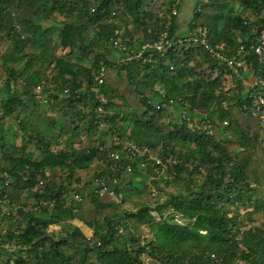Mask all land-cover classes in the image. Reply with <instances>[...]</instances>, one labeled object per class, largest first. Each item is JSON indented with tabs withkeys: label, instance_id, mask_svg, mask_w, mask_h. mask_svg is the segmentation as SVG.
Returning <instances> with one entry per match:
<instances>
[{
	"label": "trees",
	"instance_id": "16d2710c",
	"mask_svg": "<svg viewBox=\"0 0 264 264\" xmlns=\"http://www.w3.org/2000/svg\"><path fill=\"white\" fill-rule=\"evenodd\" d=\"M173 1L0 0V43L7 42L0 50V264H143V255L160 264H264V222L253 224L264 214V127L245 107L252 90L186 41L204 30L210 45L233 55L250 42L252 28L264 26V0H199L185 32L177 15L168 18ZM56 16L59 25L47 24ZM166 24L174 42L164 57L125 58ZM100 64L103 112L89 90ZM169 101L179 115L165 130L156 122ZM114 136L176 162L155 164L148 152L110 160ZM95 161L106 167L72 186ZM164 167L172 174L166 183L187 180L185 192L154 205L118 213L91 191L103 181L123 192V203L141 194L145 179H162ZM238 205L250 209L230 215L227 208ZM130 219L150 236L135 235ZM52 225L59 229L49 231Z\"/></svg>",
	"mask_w": 264,
	"mask_h": 264
},
{
	"label": "built area",
	"instance_id": "2783aa9c",
	"mask_svg": "<svg viewBox=\"0 0 264 264\" xmlns=\"http://www.w3.org/2000/svg\"><path fill=\"white\" fill-rule=\"evenodd\" d=\"M183 0H174L171 5V11L168 13V18L178 14V5H182ZM253 37L251 38L248 44H240L233 55H229L225 52L222 46H212L206 40V33L204 30L195 29L189 33V36L186 38L187 42H194L199 44L204 48L207 53V56L212 61L223 64L227 69L230 70L231 76L236 77L240 80V84L244 85L246 89L252 90L249 97L250 103L246 105L253 115H256L260 118L261 124L264 127V26L259 29L252 28ZM174 41L169 37L168 24H166L165 29L158 35L157 39L153 42H147L140 46L139 49L135 50L132 54H129L125 51V58H137L142 59L143 61H150L153 59L154 55L159 57H164L165 52L172 46ZM180 42V40H178ZM117 44V41L115 42ZM122 50H125V47H121ZM146 53V54H145ZM253 58L256 60L257 65L254 66L252 63ZM171 68V66H170ZM104 73L105 66L100 64L97 68L92 70V82L90 83L89 90L92 91L101 103L96 106V111H104V103L106 102V97L102 91V85L104 83ZM247 76V77H246ZM235 79V78H234ZM232 87L236 86V83L230 82L229 84ZM236 89V88H235ZM237 89L235 90V92ZM232 93L230 90L229 94ZM167 104L168 107H171V101ZM226 107V102L222 103ZM159 108V105H156ZM180 116L186 117L184 109L180 110ZM188 119V117H186ZM100 126H105L104 122L100 123ZM203 129L207 128V125L204 122H201L199 125ZM210 133L211 130L209 129ZM111 147L108 151V156L110 160H118L120 156H135V155H144L148 151L145 147H138L136 144L120 140L117 136H114L111 139ZM148 160L153 161L155 164L165 166L166 163H175L176 159L171 155L166 157V162L163 158L157 155H153L148 152L146 157ZM115 164V163H114ZM130 169L129 165L126 167V171ZM97 192L101 196L112 194V191L108 189L103 181H97L91 188V191ZM73 198L79 199L78 194H72ZM3 200L0 199V203ZM13 213L15 214L18 205H12ZM178 222H181V219H177ZM7 264H22L18 263L16 260L12 259ZM31 264V263H26ZM41 264V263H38Z\"/></svg>",
	"mask_w": 264,
	"mask_h": 264
},
{
	"label": "rangeland",
	"instance_id": "374dc122",
	"mask_svg": "<svg viewBox=\"0 0 264 264\" xmlns=\"http://www.w3.org/2000/svg\"><path fill=\"white\" fill-rule=\"evenodd\" d=\"M199 0H183L182 3V8L180 10V12L177 14V20L179 22V31L181 32H185L187 29V23L190 19L191 16V11L194 8V6L196 5V3ZM60 20L61 17L56 16L52 21L47 22V24H50L51 22L53 24L59 25L60 24ZM53 39L54 41H58V37H57V33L54 30L53 33ZM7 47V42L3 41L0 43V50L4 51L5 48ZM58 54H62L64 52L63 49L58 48L57 49ZM207 68V66H204L203 68L200 69H204ZM205 72H208V69L205 70ZM216 75V71L214 70L212 72V76ZM247 77V76H246ZM229 79V78H228ZM227 85L230 84V81L227 80ZM51 112V111H49ZM179 115V111L175 110L172 107H166V114L163 117H160L157 120V125H159L160 127H162L165 130H168L170 128V126L168 125V122L171 119H176L178 118ZM65 141V140H64ZM63 141V144H64ZM15 143L17 145L22 144V141L20 139V137L15 138ZM28 148H33V143H28L27 144ZM37 153V152H35ZM157 153H153V155H156ZM106 167V163L105 162H98L95 161L88 169L86 170H80L77 172V176L80 179V182H74L72 186L75 187H81L86 181L90 180L95 173L100 172L102 169H104ZM158 174L162 177V179H157V183L154 184L151 182L150 179H145L143 181V187H142V192L140 195L138 194H132L128 197L125 198V201L123 203H121V197L123 195V192L121 191V194H115V192L113 190L112 194H108L104 196V199L108 202H110L112 205H114L115 207V211L120 213L121 209H128V210H135L138 206L141 205V203L146 202L148 204L154 205V203L156 201H162L166 198H168L169 196L172 195H179L185 192V183L187 182V180L185 181H181L178 183H166V180H170L169 178L172 176V174H170L166 168L164 167L163 170H159ZM127 179H122L120 182L117 181V185H119V187L121 188L122 185L126 184ZM115 183V182H114ZM114 183H112L110 186L112 187L114 185ZM229 211V214L232 215L236 212L242 213L243 211L250 209L248 206L244 207L241 205L238 206H231L227 208ZM105 211V212H109ZM261 222H264V214H255L254 215V220H253V224L259 225ZM81 225V224H80ZM128 226L130 228V230L137 235L138 237H140L141 239L143 238H147L150 236L149 233V229L147 226L145 225H138L135 222H133V220H128ZM82 228L85 230L86 232V228L84 225H82ZM59 229L58 226L56 225H52L49 228V231L52 232H56ZM122 231V228L120 229V232ZM92 232L88 231L86 232V235L89 237L91 236ZM6 256L5 253L1 254L0 257L4 258ZM142 261L143 264H160L157 261H154L153 259H151L150 257L143 255L142 256ZM238 264H242L241 261L237 262Z\"/></svg>",
	"mask_w": 264,
	"mask_h": 264
},
{
	"label": "crops",
	"instance_id": "0c3cea01",
	"mask_svg": "<svg viewBox=\"0 0 264 264\" xmlns=\"http://www.w3.org/2000/svg\"><path fill=\"white\" fill-rule=\"evenodd\" d=\"M191 12H192V11H191ZM175 110H176V109H175ZM73 223L76 224V225H78L84 233H86L87 230H88V231H91L90 228H88V227H87L86 225H84V224H81V223H80L79 221H77V220H74ZM80 224H81V225H80ZM82 225H84L85 228L87 229L86 232H85V230L82 228Z\"/></svg>",
	"mask_w": 264,
	"mask_h": 264
}]
</instances>
